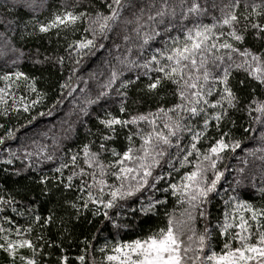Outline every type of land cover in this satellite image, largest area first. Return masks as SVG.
I'll list each match as a JSON object with an SVG mask.
<instances>
[{"label": "snow or ice", "instance_id": "6c2138e0", "mask_svg": "<svg viewBox=\"0 0 264 264\" xmlns=\"http://www.w3.org/2000/svg\"><path fill=\"white\" fill-rule=\"evenodd\" d=\"M0 29V264H264V0H0Z\"/></svg>", "mask_w": 264, "mask_h": 264}, {"label": "trees", "instance_id": "16d2710c", "mask_svg": "<svg viewBox=\"0 0 264 264\" xmlns=\"http://www.w3.org/2000/svg\"><path fill=\"white\" fill-rule=\"evenodd\" d=\"M48 14H49V10H45L41 13L40 18L43 19ZM0 31H2V29H0ZM14 39L16 40L18 47H23L25 53H28L30 51L34 52L37 47L40 48L41 52H44L45 49H48V51H53L57 48L56 38L54 35L52 36L51 43L49 42L48 38L44 36H35L21 40L18 33L14 36ZM21 67L24 71L35 73L37 75H42L44 78H46L47 83L44 85L45 87L54 85L59 76V73L56 70L52 69L51 66H44V67L37 66L34 68L31 65L30 61H28L27 59H25ZM53 98H54V94H50V98L47 103H50ZM69 107L70 105H68L67 103L65 105L60 106V108L57 109V111L53 114V116L50 117L45 116L39 118L36 122H34L32 126H30L27 129V131L31 133L33 131L52 127L53 125L59 126L61 119L64 117V113L68 110ZM41 110H46V105ZM23 132L24 130H22L21 133H19V135H23ZM248 146L251 147L252 145L249 144ZM238 154L242 155V153L239 150H238ZM232 163H235V161H232ZM84 227L86 229L87 226Z\"/></svg>", "mask_w": 264, "mask_h": 264}]
</instances>
